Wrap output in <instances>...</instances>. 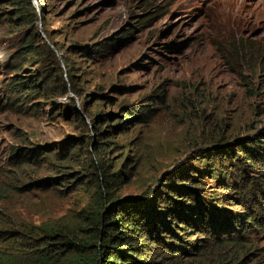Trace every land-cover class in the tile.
Instances as JSON below:
<instances>
[{"label": "rangeland", "instance_id": "rangeland-1", "mask_svg": "<svg viewBox=\"0 0 264 264\" xmlns=\"http://www.w3.org/2000/svg\"><path fill=\"white\" fill-rule=\"evenodd\" d=\"M30 1L33 20L18 26L0 0V201L11 212L37 221L78 208L99 161L121 169L118 200L158 204L172 180L187 195L176 198L215 216L256 211L242 185L256 174L260 186L264 169L231 155L264 125V0ZM223 143L231 168L188 181ZM63 169L69 182H36ZM245 243L233 263L264 264V231Z\"/></svg>", "mask_w": 264, "mask_h": 264}, {"label": "trees", "instance_id": "trees-1", "mask_svg": "<svg viewBox=\"0 0 264 264\" xmlns=\"http://www.w3.org/2000/svg\"><path fill=\"white\" fill-rule=\"evenodd\" d=\"M10 2L16 25L33 20L29 14L33 10L30 0ZM236 140L232 159L250 161L258 165L256 169L263 170L264 125L250 138L251 144L245 143L246 136ZM226 145H215V165L206 161L210 151H204L203 168L189 169L186 179L194 178L189 173L194 171L203 172L208 178L222 177L225 166L231 168L234 164L220 159L228 153ZM57 165L68 167L64 163ZM94 168L93 181L82 189L87 196L85 202L78 208H69L58 215L48 213L37 221L27 215H15L9 207L7 214L0 211V264H193L195 258L202 264H211L213 261H205L207 253L219 263L226 258L233 263L231 254L236 255L252 233L264 231V182L256 186L255 183H260L256 174L242 185L253 191L256 211L225 210L215 216L212 214L215 205L205 209L202 206L205 200L192 204L176 198L187 195L185 188H179L172 180L163 183L158 204L140 196L118 200L117 196L112 197L110 189L120 178L121 169L112 170L109 161L96 162ZM262 170L255 172L260 174ZM71 174L63 169L36 182L57 185L64 180L69 182ZM5 184L1 180L0 198L5 197ZM230 249V255L225 257Z\"/></svg>", "mask_w": 264, "mask_h": 264}, {"label": "clouds", "instance_id": "clouds-1", "mask_svg": "<svg viewBox=\"0 0 264 264\" xmlns=\"http://www.w3.org/2000/svg\"><path fill=\"white\" fill-rule=\"evenodd\" d=\"M7 61H8V58L6 60V65H7ZM4 65V61L3 59L0 57V71L2 69V66ZM28 86V85H27ZM63 164V163H62ZM20 165V163L17 165V167ZM3 198H0V200H2ZM0 211L3 212L4 214H7L8 213V208L7 206L4 205V202L3 201H0Z\"/></svg>", "mask_w": 264, "mask_h": 264}]
</instances>
